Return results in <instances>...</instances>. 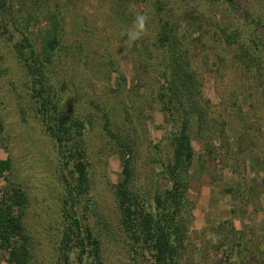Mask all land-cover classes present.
I'll list each match as a JSON object with an SVG mask.
<instances>
[{
    "label": "rangeland",
    "instance_id": "1",
    "mask_svg": "<svg viewBox=\"0 0 264 264\" xmlns=\"http://www.w3.org/2000/svg\"><path fill=\"white\" fill-rule=\"evenodd\" d=\"M18 1L24 5L20 15L32 18L33 31L56 2L66 16L71 52L55 57L48 84L55 98V89L61 93L62 115L87 123L90 179L89 191H78L75 159L67 162L45 124L34 78L15 48L20 35L6 20L8 29L0 28V160L9 158L12 168L0 174V195L16 183L27 194L24 233L31 264H91L89 249L82 255L72 234L78 232L73 218L83 235L90 227L100 240L104 264H155L149 251H136L122 225L115 189L123 178L124 153L110 140L104 124L108 113L111 127L136 142L134 187L141 203L151 208L156 194L171 187L166 166L173 158L176 132V123L158 98V60L144 48L155 46L157 4L163 1L164 11L180 16L193 40L200 25L206 30L202 42L194 40L192 51L213 111L236 128L241 125L235 114L240 107L250 113L251 133L262 136L256 137L258 143L236 141L240 162L234 166L223 146L216 149L220 140L217 153L201 157L204 140L193 120L190 136L196 157L181 174L191 217L182 264H264V48L257 57L261 66L253 68L255 80L244 84L242 72L231 61L236 49H224L214 36V28L221 25L241 33L248 44L255 38L264 45V0ZM136 14L146 16V26L141 38L129 42L127 31ZM245 187L248 194L243 196ZM8 257V251L0 249V264H12Z\"/></svg>",
    "mask_w": 264,
    "mask_h": 264
},
{
    "label": "trees",
    "instance_id": "2",
    "mask_svg": "<svg viewBox=\"0 0 264 264\" xmlns=\"http://www.w3.org/2000/svg\"><path fill=\"white\" fill-rule=\"evenodd\" d=\"M42 1L35 0V4L37 2L40 4ZM17 2L19 9H17ZM48 2L49 0L45 1V3ZM160 2L162 0H158V3ZM20 5L24 6L18 0H0V28L5 31L10 23L12 29L20 35V41L15 43V48L18 56L25 61L29 74L34 78L36 85L34 91L39 100L45 124L58 143L59 152L67 159V162L71 158L75 159L78 191L88 192L90 188L89 160L84 137L87 123L81 117L62 115L59 108L61 103L58 100L61 93L55 89L53 92L54 95H57L55 98L52 95L53 90L48 84L50 81L49 66L54 63L55 57L58 60L61 56L71 52L72 46L67 43L65 38L66 16L62 12L60 4L56 2L54 7H48L49 9L44 13V23H40L38 29L33 31L31 29L33 20L31 17L20 15ZM157 5H159L157 9L159 17L156 24L155 49H150L149 46L144 48L153 61L158 60V74L162 80L158 98L164 111L176 123V132L172 137L173 158L166 166L171 187L156 194L154 203L150 204L151 208L141 203L142 199L134 187L135 167L133 162L136 154V142L123 137L111 127L108 113H105L104 130L110 140L124 153L123 178L116 186L115 195L121 213L122 225L128 236L134 241L136 251L139 249L142 252L149 251L155 264H182L186 242L189 238L191 217H189L186 185L181 174L196 157L190 136L193 120H197L199 134L204 140L205 152L201 157L213 155L218 152L217 148L223 146L234 166H238L237 163L240 162L238 161L239 155L234 148L236 141L244 139L249 144H252V141L258 143L256 137L261 139L262 136L258 132L251 133L250 113L234 105L236 104L234 101L231 106L232 109L235 106L238 108L235 114L241 124L236 128L226 121L225 117L213 111L210 100L206 98L204 89L202 90L203 77L196 64L195 53L192 51L195 47L194 40L202 42L206 35V30L202 25L196 30L197 35L193 40L190 28H182L181 17L164 11L165 1L163 4ZM187 18L191 19L190 16ZM194 23L196 22L194 21ZM214 36L219 43L223 44L224 49L228 47L236 49L231 61L235 64L236 69L242 72L243 83L255 80L252 77L253 68L261 66L262 61L259 60V63L257 57L264 48V45H259L256 41L259 39L254 38V41L248 44L243 40L241 33L230 31L229 27L221 25L214 28ZM261 41L262 39L259 40V42ZM79 48H81L80 44H78ZM224 59L222 57L221 62ZM215 70L219 72L222 69L218 65ZM60 106L62 107V105ZM230 118L234 119L235 117ZM251 125L253 126V124ZM217 140H220L219 145L216 143ZM11 168L12 163L9 158L0 160L1 175ZM249 184L247 183V185ZM233 190L230 188L231 192ZM234 191L238 192V189ZM241 194L243 196L248 194L247 187ZM70 200L67 199L66 202ZM26 203L27 194L24 188L17 183L7 187L0 195V249L8 251V262L12 264H31V251L24 233L23 209H25ZM65 214L71 217V213L67 209ZM72 220L78 231H73L72 234L76 235L77 243L82 248L80 250L82 255L89 249L88 254L92 257L91 264H104L100 240L94 236L90 227L86 228V235H83L77 225V219L73 218Z\"/></svg>",
    "mask_w": 264,
    "mask_h": 264
},
{
    "label": "clouds",
    "instance_id": "3",
    "mask_svg": "<svg viewBox=\"0 0 264 264\" xmlns=\"http://www.w3.org/2000/svg\"><path fill=\"white\" fill-rule=\"evenodd\" d=\"M146 16L136 14L133 25L127 31V37L129 42L138 40L144 33L146 26Z\"/></svg>",
    "mask_w": 264,
    "mask_h": 264
}]
</instances>
